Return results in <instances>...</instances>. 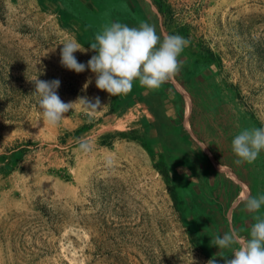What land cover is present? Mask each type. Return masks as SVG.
<instances>
[{
	"label": "rangeland",
	"instance_id": "obj_1",
	"mask_svg": "<svg viewBox=\"0 0 264 264\" xmlns=\"http://www.w3.org/2000/svg\"><path fill=\"white\" fill-rule=\"evenodd\" d=\"M160 2L165 14L152 0H0V264H206L220 260L212 237L233 226L249 236L256 213L243 199L264 194V151L236 165L231 142L264 127V0ZM109 22L189 39L179 73L110 97L90 70L61 66L62 43L90 49ZM37 76L59 79L65 103L104 107L90 120L77 104L49 126ZM147 105L165 111L167 130H144Z\"/></svg>",
	"mask_w": 264,
	"mask_h": 264
},
{
	"label": "clouds",
	"instance_id": "obj_2",
	"mask_svg": "<svg viewBox=\"0 0 264 264\" xmlns=\"http://www.w3.org/2000/svg\"><path fill=\"white\" fill-rule=\"evenodd\" d=\"M85 49L75 39L62 43L60 64L62 67L79 74L86 69L95 74L97 89L106 91L110 97L126 95L131 92L133 82L148 90H157L175 77L183 62L178 59L190 40L180 35H165L161 41L155 26L141 22L138 27H129L120 22H109L94 36V42ZM94 51L87 63H80L74 56L79 51ZM35 85V93L40 97L39 108L44 123L56 127L65 118L66 113L79 104L89 119H93L104 106L99 97L78 98L76 102L65 103L57 94L59 79L30 80ZM87 87V85H86ZM232 151L237 157L236 165L251 164L264 151V127L244 128L232 140ZM93 146L89 140L79 143L80 151L89 153ZM116 158L107 155L104 159L107 167H113ZM244 210L256 213L249 225V236L242 237L240 230L233 226L223 235L212 237L211 244L218 247L220 257L207 260L206 264H264V194L252 196L245 194ZM238 246V247H237ZM233 249L231 256L222 254L223 249Z\"/></svg>",
	"mask_w": 264,
	"mask_h": 264
},
{
	"label": "trees",
	"instance_id": "obj_3",
	"mask_svg": "<svg viewBox=\"0 0 264 264\" xmlns=\"http://www.w3.org/2000/svg\"><path fill=\"white\" fill-rule=\"evenodd\" d=\"M155 4H156V7H157V10L161 13V14H165L166 11L168 10V7L161 3L160 0H152ZM158 111H154V115L152 117V120L150 119L149 121L145 120V127H144V130H148V128H153L154 130H167L168 129V126H166V124H162V119H165V116L162 114V112L157 109ZM161 117V119H160ZM167 117V116H166ZM154 118V119H153ZM161 120V123L158 121V120ZM122 134V133H121ZM156 167V169H158V171L160 172V174L164 177H167V172L163 166V164L160 162L156 163L154 165Z\"/></svg>",
	"mask_w": 264,
	"mask_h": 264
},
{
	"label": "crops",
	"instance_id": "obj_4",
	"mask_svg": "<svg viewBox=\"0 0 264 264\" xmlns=\"http://www.w3.org/2000/svg\"><path fill=\"white\" fill-rule=\"evenodd\" d=\"M157 109H159L162 112V114L165 116V119H162V124L164 122V124H166V126H168V124L170 123V120H168V118L166 117L167 115L164 113L165 111H162V109H160L159 106H154V108H153V107H150L149 105H147L146 106V111H147L146 115H148L152 119V117L154 115L153 112L158 111ZM160 119H161V117H160ZM160 119L158 121L161 123ZM242 194H243V192H240V195H242Z\"/></svg>",
	"mask_w": 264,
	"mask_h": 264
}]
</instances>
